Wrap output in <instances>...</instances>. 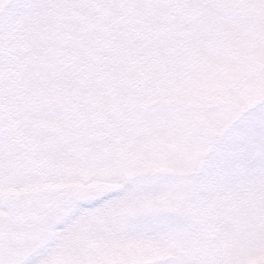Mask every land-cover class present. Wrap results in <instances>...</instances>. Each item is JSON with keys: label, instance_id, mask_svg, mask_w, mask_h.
Wrapping results in <instances>:
<instances>
[{"label": "snow or ice", "instance_id": "obj_1", "mask_svg": "<svg viewBox=\"0 0 264 264\" xmlns=\"http://www.w3.org/2000/svg\"><path fill=\"white\" fill-rule=\"evenodd\" d=\"M0 264H264V0H0Z\"/></svg>", "mask_w": 264, "mask_h": 264}]
</instances>
